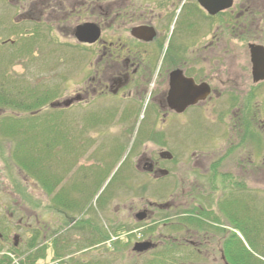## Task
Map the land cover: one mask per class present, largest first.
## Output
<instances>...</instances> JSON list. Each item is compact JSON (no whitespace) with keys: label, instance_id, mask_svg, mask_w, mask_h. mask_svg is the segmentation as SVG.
<instances>
[{"label":"flooded vegetation","instance_id":"1","mask_svg":"<svg viewBox=\"0 0 264 264\" xmlns=\"http://www.w3.org/2000/svg\"><path fill=\"white\" fill-rule=\"evenodd\" d=\"M50 2L49 23L55 34H60L62 15V25L70 29L60 35H67L74 47L91 49L79 88L65 101H55L53 109H100L107 103L115 106L102 109V117L117 110L120 115L106 119L113 122L110 125L131 121L148 126L140 133L145 143L134 156L136 137L131 138L129 171L117 183L107 184L93 204L65 202L64 207L53 202L51 209L63 215L62 233L69 241L72 230L80 239H113L119 233L122 241L135 236L133 249L143 243L149 247L132 252H152L149 264H179L175 255L183 253L197 258L196 264H232V254L243 255L248 264H264V203L252 191L264 182V79H257L264 74V0H232L229 8L217 13L212 9L213 14L200 0H160L155 12L148 4L137 7L134 0H116L110 9L102 6L103 0ZM207 3L209 8L216 6L215 0ZM85 24L99 30L94 43L75 38L76 27ZM195 126L203 128L202 142L187 137ZM168 129L174 130L170 141ZM98 165L84 167L90 169V177ZM134 174L143 179L133 181ZM132 184L140 190L161 186L174 194L162 203L106 202ZM9 203L11 208L2 206L4 215L0 214V248L14 254L19 234L9 239L8 222L25 210L17 202ZM109 203L113 204L108 211L121 216L103 217ZM21 224L28 226L17 218L16 227ZM31 231L27 247L33 248L27 256H36L46 243L39 238L42 229ZM247 240H258L260 253L250 252Z\"/></svg>","mask_w":264,"mask_h":264},{"label":"rangeland","instance_id":"2","mask_svg":"<svg viewBox=\"0 0 264 264\" xmlns=\"http://www.w3.org/2000/svg\"><path fill=\"white\" fill-rule=\"evenodd\" d=\"M115 1L103 0L102 6L110 9L115 6ZM117 1L122 4V0ZM53 2H50L51 5H54ZM146 4L153 10H160V0H134L137 7ZM49 19L48 0H0V94L8 97L3 102L9 103H0V214L4 215L2 206L11 208L9 202L19 203L25 210V213L8 222L11 228L9 239L13 234H19L18 250L11 254L7 247L0 248V258H9L10 264H34L38 258L43 259L38 264H50L58 259H61L58 264H149L153 258L152 252L142 255L132 252L138 240L135 236L122 241L117 238L119 233L117 236L112 234L113 239H91L84 235L80 239L81 235L72 233V230L69 241L62 233L63 215L51 209L53 202L64 207L65 202H76L79 206L93 204L107 184L117 183L121 175L129 171L131 138L136 137L131 150L134 156V151L141 149L145 143L140 133L146 131L148 126L145 122L131 121H116L115 125H110L113 122L106 119L111 120L116 114L120 118V115L117 110L116 114L102 117L103 114L99 113L104 112L102 109L115 106L107 103H101L100 109L97 105L93 109L90 105L72 107L69 111L50 107L55 101H65L79 88L80 80L89 68L86 56L91 49L74 47L67 35H60L61 32L68 34L70 29L69 25H62V15L59 18L60 26H57L60 31L58 35L50 27ZM53 24H56L55 21ZM64 26L65 30L61 29ZM13 99L34 106L28 111L17 108ZM141 117L140 114L138 118ZM191 129L193 132L190 133L193 134L187 136L191 140L198 138L197 142H202L205 139L201 126ZM166 131L170 141L174 130ZM138 141H141L140 146L137 145ZM88 154L90 156L85 158ZM97 162L99 165L93 169L90 177V169L84 167ZM131 179L139 182L143 178L134 174ZM130 187L131 192L118 191L110 195L106 202L120 205L146 201L162 203L168 202L174 194L161 186L145 190L135 188L133 184ZM252 191L264 203V182ZM112 204L109 203L102 213L105 219L121 216L116 211L114 214L108 211ZM20 217L23 224L27 223L28 229L22 224L16 227V219ZM34 218H38V223ZM36 227L43 230L38 234L46 244L41 254H29L30 258L27 259L30 250L27 244L31 240V230ZM110 229L113 232L114 228ZM245 247L250 252L260 253L251 250L248 244ZM3 251L9 253L2 254ZM175 257L179 264L197 263V258H189L185 253ZM215 258L219 263L218 253ZM232 264L243 263L234 260Z\"/></svg>","mask_w":264,"mask_h":264},{"label":"water","instance_id":"3","mask_svg":"<svg viewBox=\"0 0 264 264\" xmlns=\"http://www.w3.org/2000/svg\"><path fill=\"white\" fill-rule=\"evenodd\" d=\"M216 6L215 8H209L207 0H200L201 6L209 13H217L218 11H221L223 9L229 8L231 6L232 0H215ZM212 9H215L213 12ZM99 37V30L94 27V25L91 24H85L81 25L79 27H76L75 29V38L77 39L78 42L80 43H94ZM253 62V73L256 76L258 69H257V62L254 59H252ZM257 79H264V74L262 76H259ZM53 107V105H51ZM67 105H64V107ZM149 245L146 243L143 244H136L134 246L133 251L139 253L142 251H146L148 249Z\"/></svg>","mask_w":264,"mask_h":264},{"label":"trees","instance_id":"4","mask_svg":"<svg viewBox=\"0 0 264 264\" xmlns=\"http://www.w3.org/2000/svg\"><path fill=\"white\" fill-rule=\"evenodd\" d=\"M3 92L4 93H6L4 90H3ZM11 95V94H10ZM6 98H8V97H5V95H3V93H1L0 94V103L1 104H9V103H5V102H3L4 101V99H6ZM14 101V102H13ZM13 101H10V102H13V104H15V106L17 107V108H20V109H23V110H29L30 108H32L34 105H30L29 103H25V101L23 102L22 100L21 101H19V102H17L18 100L17 99H13ZM25 103V104H24ZM37 105V104H36ZM33 112V111H32ZM31 242V241H30ZM247 242H248V244L251 246V248L252 249H258L259 248V243H258V240L256 241V240H247ZM263 247H264V244H263ZM31 248H33V246L30 244V249ZM264 249V248H263ZM244 251L247 253V254H249L248 253V251L246 250V249H244ZM30 258V256H28V258L27 259H29ZM231 262L233 263V261L235 260V261H241L243 264H248L249 262L246 260V258L243 256V255H241V254H232V256H231ZM0 264H10V260H9V258H7V257H1L0 258Z\"/></svg>","mask_w":264,"mask_h":264}]
</instances>
